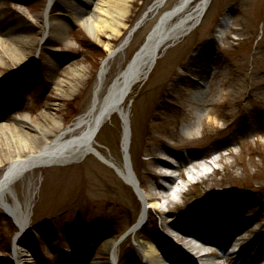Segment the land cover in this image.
<instances>
[{
	"label": "rangeland",
	"instance_id": "374dc122",
	"mask_svg": "<svg viewBox=\"0 0 264 264\" xmlns=\"http://www.w3.org/2000/svg\"><path fill=\"white\" fill-rule=\"evenodd\" d=\"M155 1L132 0L122 34L109 40L107 33L103 39L117 48ZM178 1L167 0L156 13L150 14L127 49L112 60L106 88L126 68L159 18ZM47 4L48 0H0V15L6 14L12 21L19 20V25L25 18L31 19L35 25L17 32L34 37V41L16 43L24 51L25 63L16 62L0 49V77H3L0 82L8 80L1 84L0 95L4 96L9 85L28 82L21 90L24 95L7 104L12 107L11 112L6 116L1 110L0 124L5 119L22 127L16 120L17 114H27L44 122L41 113L47 112L68 126L87 112L93 102L98 73L108 50L93 40L75 18L81 15L87 18L94 12L85 0L81 3L55 0L50 15L43 19ZM19 13L25 18H19ZM53 22L63 27L62 36L57 34L59 27ZM191 55L212 63L209 69L218 72L212 84L221 86L222 72L229 77L225 90L230 92V99L224 105L203 107L204 112L211 113L205 116L197 140L182 137L188 114L176 91L179 70L185 67ZM46 63L63 66L51 76ZM26 64L30 65L15 79L17 68ZM69 66L84 67L83 75L73 81V86L66 83L59 89L58 82L67 78ZM263 72L264 0H212L200 24L170 47L148 80L134 89L126 103L130 108V154L145 195L149 191L160 192L156 185L157 156L168 159L175 169L193 157L206 160L220 154L222 169L209 172L204 181L196 178L197 182L186 184L184 192L179 194H172L170 185L169 199L177 200V205L168 207L167 201L161 200L159 208H148L147 219L137 235L131 234L120 243L118 264H145L139 238L151 240L156 245L167 242L180 246L164 231L161 211L167 214L171 209L172 216H184L196 206L211 210L222 221L235 220L237 225L231 237L241 232L250 238V258L258 254L264 245V93L254 94L252 75ZM30 78H33L32 85ZM243 84L246 85L242 91ZM205 87H208L207 79ZM225 98L229 97L225 95ZM23 129L41 139L36 128L23 126ZM123 132V121L115 115L97 138L101 151L121 167L124 166ZM6 166L0 163V176ZM169 172L175 173V170L169 169ZM30 180L35 182L33 187ZM35 186L37 195L31 225L21 238L17 236L19 229L13 219L0 208L1 264H16V241L31 264H61L62 259L69 258V251L76 248L86 250V264L97 260L109 264L107 254L102 252L106 242L116 241L118 233L139 220L144 209V199L137 196L132 186L94 155L79 163L38 169L19 181L15 191L23 202ZM202 218H209L207 212ZM254 264H264V250Z\"/></svg>",
	"mask_w": 264,
	"mask_h": 264
},
{
	"label": "bare ground",
	"instance_id": "6f19581e",
	"mask_svg": "<svg viewBox=\"0 0 264 264\" xmlns=\"http://www.w3.org/2000/svg\"><path fill=\"white\" fill-rule=\"evenodd\" d=\"M54 1L48 0L46 10L42 15L43 19H46L50 15ZM77 1L81 3V0ZM85 1L94 13L88 14L89 17L87 18L82 15L81 17L76 16L75 20L86 30L93 40L103 44L108 50V55L104 58L98 73L93 102L88 111L79 115L68 126L63 125L54 114L47 112L41 113V116L45 118L44 122L38 121L36 118H30V115L27 114H17L16 120L21 122L22 127H17L16 124L9 123L5 119L0 124V163L4 162L7 164L4 173L0 176V208L13 219L16 227L19 229L18 236L20 238L31 225L37 186H35L33 192L31 191L27 194L25 200L22 202L15 191L16 184L24 180L27 175L35 173L38 169L79 163L88 156L94 155L118 171L126 183H131L128 169L125 167L128 166V154L131 146L130 108L127 107L126 103L129 102L134 89L137 86H142L148 80L157 62L165 52L172 45H175L182 38L190 34L200 24L212 0H179L158 22L157 27L149 36L146 43L137 51L136 58L132 59L126 68L117 74L107 88L105 87V83L112 60L119 53L127 49L135 33L138 31L134 29L136 25L133 26L117 48H113L109 41L110 38L122 34V27L126 26V20L131 7L130 2L132 0ZM156 1L151 5L150 13L148 14H153L162 7V4L158 3L160 0ZM193 3L196 4L192 6ZM19 18L23 19L25 17L19 13ZM18 21L17 19L10 20L6 14L0 15V49H4L5 54H9L16 62L22 64L25 63L23 62L25 60L23 57L24 51L16 43L34 41V37L28 36L26 33L18 34L17 32L19 30L24 32L30 26L35 25L31 19L25 18V21L23 20V23L21 22L20 25ZM54 24L59 27L57 34L62 36V32H64L63 27L53 22ZM106 34L109 38L108 41L103 39V36ZM211 64L196 55H191L185 67H181L179 70L176 91L184 107L188 109H185L186 114H188V122L182 130V137L186 140L198 139L200 127L204 126L206 121L205 116L211 113L207 114L204 112L205 108L203 107L224 105L230 99V92H226L225 90V85L229 81L228 75L222 72L221 86L212 84V82L215 83L213 80L218 75V72H211V69H209ZM29 65L26 64V66L18 67L14 78H19ZM46 66L50 75L55 76V73H58L62 69L63 64L46 63ZM83 68L69 66L67 78H63L58 82L59 89L66 83H70L73 86V81L83 75ZM2 78L0 77V79ZM205 79H207L208 87H205ZM252 79L254 81V94L259 91L264 93V72L261 74L253 73ZM7 81H1L0 87L3 82ZM29 82L32 85L33 78H30ZM24 84L25 87L28 86V83ZM24 84L20 82L15 84L16 87L11 85L6 87L9 97L5 98L3 95H0V113H2V109L6 113V116L11 112L12 107H9L7 104L11 98L16 96L22 97L21 90L24 88ZM245 85H242V91ZM225 95L229 98L226 99ZM4 102L6 104L3 105ZM115 115H118L124 122L122 145L126 164L123 167L116 164L101 151V145L97 140L103 126L111 121ZM23 126L36 128L41 133V139L40 136L37 137L36 134L24 130ZM54 129H57V132ZM6 130L9 131L7 132ZM35 140H39L38 143ZM189 160L199 161L201 159L193 157ZM191 161L185 164L188 165ZM155 164L157 169H159L156 171V185L160 192L149 191L145 195L142 190H139V196L144 199L149 207L159 208L158 204L161 200H166L168 207L172 205L175 207L177 200L169 199L168 195L169 186L174 181L169 169H174V165L168 159H164L161 156L155 158ZM195 169L196 167L193 166L190 171L186 170V173L191 175ZM207 177H209L208 170L205 175L201 174L199 179L204 181ZM163 181H166L168 185ZM29 184L33 187L35 182L30 180ZM147 206L140 216L141 223L147 217ZM172 211L169 209L167 214L165 211H161L162 224L168 237L176 241L180 246H171L167 242L156 245L151 240L139 238L138 245L143 251L145 264H226V262L228 264H254L255 258H261L264 245L259 249L255 257L250 258L248 246L250 238L247 239L241 232L231 237L237 225L235 220L231 221L227 219L222 221L211 210L204 207L199 208V206H196L184 216L176 215L174 217L172 216ZM204 212H207L209 216L207 220L202 218ZM139 230L140 227L134 229L132 234L137 235ZM219 233H221V236ZM223 234L225 236L222 244L233 243L237 239L238 243L236 245L240 249L229 253L228 249L220 248L218 246V244L221 246L219 238ZM200 241H203L204 244L198 245ZM18 242L16 241L14 247L16 264H31L27 253L23 251ZM208 243H216V245L211 246L212 244ZM118 250L119 243L114 240L106 242L102 252L107 254L109 264H118ZM205 250L209 251L206 252ZM216 250H220L222 256L214 254L213 252ZM86 255L85 249L76 248L75 251H69V258L62 259L61 264H86ZM91 264H101V262L97 260L92 261Z\"/></svg>",
	"mask_w": 264,
	"mask_h": 264
},
{
	"label": "water",
	"instance_id": "95a60500",
	"mask_svg": "<svg viewBox=\"0 0 264 264\" xmlns=\"http://www.w3.org/2000/svg\"><path fill=\"white\" fill-rule=\"evenodd\" d=\"M166 0H162L161 1V4L162 3H164ZM145 17H146V15H145ZM161 20V19H160ZM159 20V21H160ZM158 21V22H159ZM158 22H157V24H158ZM157 24H156V26L154 27V29L150 32V34H149V36L153 33V31L155 30V28L157 27ZM149 38V37H148ZM148 40V39H147ZM146 43V42H145ZM137 55V54H136ZM134 58H136V56L134 57ZM129 161V160H128ZM128 167H129V169H130V171H131V173H130V177H131V181H132V185L134 186V188L135 189H137V186H138V180H137V178H136V176H135V173L132 171V169L130 168V164L128 165Z\"/></svg>",
	"mask_w": 264,
	"mask_h": 264
}]
</instances>
